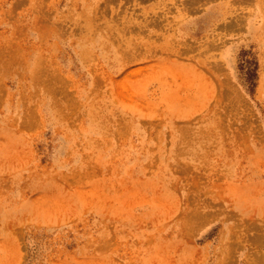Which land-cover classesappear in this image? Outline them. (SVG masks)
I'll list each match as a JSON object with an SVG mask.
<instances>
[{
    "label": "rangeland",
    "instance_id": "rangeland-1",
    "mask_svg": "<svg viewBox=\"0 0 264 264\" xmlns=\"http://www.w3.org/2000/svg\"><path fill=\"white\" fill-rule=\"evenodd\" d=\"M0 264H264V0H0Z\"/></svg>",
    "mask_w": 264,
    "mask_h": 264
}]
</instances>
